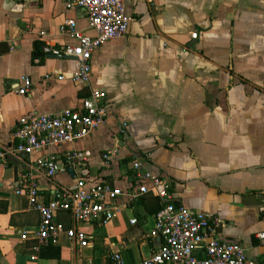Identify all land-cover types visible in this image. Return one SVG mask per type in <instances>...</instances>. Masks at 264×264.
Wrapping results in <instances>:
<instances>
[{
    "label": "crops",
    "instance_id": "obj_1",
    "mask_svg": "<svg viewBox=\"0 0 264 264\" xmlns=\"http://www.w3.org/2000/svg\"><path fill=\"white\" fill-rule=\"evenodd\" d=\"M126 14L133 18L126 36L94 50L83 84L71 79L76 59L44 47L77 43L61 32L69 19L94 36L86 11L63 0H0V143H18L13 133L22 117L80 108L92 89L106 92L108 109L85 138L0 162V264H111L116 252L134 264L162 244L150 234L162 207L152 194L119 196L107 224L58 211L64 228L86 233L83 246L65 234L40 247L33 235L23 239L40 214L27 193H16V182L36 180L47 202L56 186L33 166L49 156L63 167L55 183L84 177L87 187L106 182L125 193L150 183L133 173L139 160L171 181L178 205L221 216L219 236L242 246L247 264L264 261L257 238L264 231V0H126ZM23 76L32 87L18 94L12 86ZM73 151L90 152L85 166L66 162Z\"/></svg>",
    "mask_w": 264,
    "mask_h": 264
},
{
    "label": "built area",
    "instance_id": "obj_2",
    "mask_svg": "<svg viewBox=\"0 0 264 264\" xmlns=\"http://www.w3.org/2000/svg\"><path fill=\"white\" fill-rule=\"evenodd\" d=\"M63 1L69 9H84L89 25L96 34L94 36L84 34L77 28L76 21L69 19L61 27V32L76 39L77 43L63 48L46 43L44 51L76 59L79 68L71 79L88 84L92 74L90 60L94 50L109 40L126 36L133 18L126 14V0ZM191 35L192 38L198 36L197 32ZM53 77L48 75L47 79ZM65 78L63 75L58 76L61 80ZM12 87L18 94H27L32 87V80L28 76H23ZM106 97L105 91L92 89L80 108H65L54 114L41 113L22 117L13 133L18 143L13 146L0 143V162L9 155L31 154L45 147L85 138L106 121L108 115ZM113 155V150L107 151L103 155L104 164H108ZM89 156L88 151H73L65 154V160L70 164L85 166ZM33 169L56 186V192L45 202L40 198V188L36 180L21 178L16 182V193H27L31 206L40 214L38 226L33 231L23 230L21 237L27 239L29 235H33L38 240L39 247L58 244L62 234L81 246L88 243V236L84 231L76 226L66 229L56 221L58 211L70 212L75 222L98 221L107 224L119 211L115 203L119 196L128 195L138 199L143 195L152 194L160 198L162 207L156 214L150 234L159 236L162 244L149 257L134 264H247L245 249L219 236L224 223L221 216L178 205L172 192L171 181L145 169L139 160L133 161V173L136 178L150 183L142 184L137 192L129 193L106 182H98L87 187L84 177L78 178L72 185L55 183L56 176L63 169L57 156L40 158ZM130 221L135 224L137 219L133 218ZM258 234L257 238L264 247V231ZM32 258L35 259L36 256ZM110 263L130 264L120 252L111 255ZM251 264H264V261L254 259Z\"/></svg>",
    "mask_w": 264,
    "mask_h": 264
},
{
    "label": "water",
    "instance_id": "obj_3",
    "mask_svg": "<svg viewBox=\"0 0 264 264\" xmlns=\"http://www.w3.org/2000/svg\"><path fill=\"white\" fill-rule=\"evenodd\" d=\"M52 56H54L53 54H52ZM70 57H72V56H70ZM73 58V57H72Z\"/></svg>",
    "mask_w": 264,
    "mask_h": 264
}]
</instances>
